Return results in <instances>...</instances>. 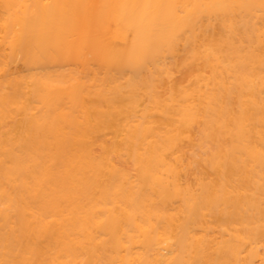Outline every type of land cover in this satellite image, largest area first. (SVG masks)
Returning <instances> with one entry per match:
<instances>
[{"label": "bare ground", "instance_id": "obj_1", "mask_svg": "<svg viewBox=\"0 0 264 264\" xmlns=\"http://www.w3.org/2000/svg\"><path fill=\"white\" fill-rule=\"evenodd\" d=\"M0 264H264V0H0Z\"/></svg>", "mask_w": 264, "mask_h": 264}, {"label": "rangeland", "instance_id": "obj_2", "mask_svg": "<svg viewBox=\"0 0 264 264\" xmlns=\"http://www.w3.org/2000/svg\"><path fill=\"white\" fill-rule=\"evenodd\" d=\"M184 75H185L184 72H178V73L176 74V77H177V78H181V77H184Z\"/></svg>", "mask_w": 264, "mask_h": 264}]
</instances>
